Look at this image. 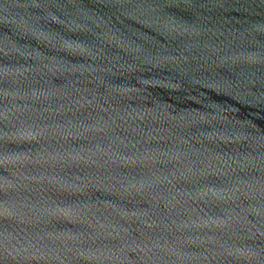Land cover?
<instances>
[{
    "label": "water",
    "instance_id": "obj_1",
    "mask_svg": "<svg viewBox=\"0 0 264 264\" xmlns=\"http://www.w3.org/2000/svg\"><path fill=\"white\" fill-rule=\"evenodd\" d=\"M0 264H264V0H0Z\"/></svg>",
    "mask_w": 264,
    "mask_h": 264
}]
</instances>
